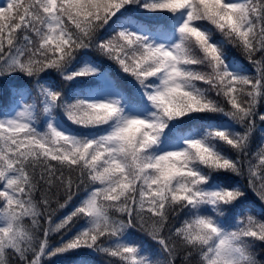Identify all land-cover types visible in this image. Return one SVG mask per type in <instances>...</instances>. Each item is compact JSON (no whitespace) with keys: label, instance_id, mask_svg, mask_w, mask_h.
Listing matches in <instances>:
<instances>
[{"label":"trees","instance_id":"16d2710c","mask_svg":"<svg viewBox=\"0 0 264 264\" xmlns=\"http://www.w3.org/2000/svg\"><path fill=\"white\" fill-rule=\"evenodd\" d=\"M28 1L37 4L34 16L20 10L12 18L5 19L4 13H0V101L12 102L8 87L16 77L29 78L26 88L33 87L34 92L41 94L46 84L38 77L48 74L55 81L60 79L63 85L55 87L58 93L53 98V109L59 110L60 114L64 111L63 117L77 103L74 102L76 95L67 93L78 86L76 79L79 78L76 77H82V84L88 77L78 74L75 67L79 64L77 54L80 49L93 53L111 67L120 68L113 54L105 51V44L113 41L114 35L135 36L122 28L123 19L130 18L129 21L149 24L153 28L175 30L186 11V7L183 9L186 3L179 7L168 0H124L120 5L80 11L93 12L98 16L79 14L67 20L60 5L63 3L66 8L67 2L57 0L66 34L61 47L47 43L44 1ZM222 2L225 4L224 0ZM255 3L264 8V0H255ZM201 4L200 1L195 3L191 12L192 22L187 26L185 36L188 37L193 29L204 30L214 40L217 58L238 56L245 62L241 65L247 69L244 72L241 66L238 72L241 77H251V80H223L229 73L221 60L218 68L209 62V69L204 70L208 73V82L200 80V77H187L189 81L183 83L187 94L194 89L206 101L203 111L188 119L187 116H175L170 121L165 118L164 109L156 106L157 125L152 128L142 124L131 125H137L141 132L166 131L158 139L166 141L168 146L171 142L168 133L174 135L182 126L186 127L188 121L204 125L224 123L220 118L221 112L229 115L234 126L230 131L222 132L214 125L217 132L211 128L203 137L210 146L220 150L218 155L224 157L212 156L215 164L197 165L208 184L218 181L230 189V195L223 200L217 195L211 202L206 196L197 194L198 183L189 186V180L177 184L172 180V193H167V182L162 180L154 183V187H162L161 191L149 190L148 179L155 175L148 173L143 179L129 158L124 164L126 172L110 167L107 159L100 170L99 164L94 166V162L81 153L88 145L83 139L89 136V118L84 120L89 125H76L74 120L80 119L75 117L72 120L68 116L66 124L83 137L80 147L75 148L70 142L59 140L61 144L49 142L47 148L70 149L73 151L70 158L49 154L45 150L46 144L41 142L44 147L34 144L30 151L27 148L16 151L14 144L0 140V214L13 217L7 226L0 229V264H228L216 254L218 234L213 223L219 219H224L232 242L239 248L240 256L235 264H264V16L256 17L253 12L257 22L255 32L243 40L241 35L233 32L226 31L227 35H224L211 29ZM40 8L42 15L36 16ZM231 10L229 7L228 12ZM239 10L246 12L245 20L254 19L248 15L249 8L243 6ZM193 47L199 50L195 45ZM199 54L207 62L210 60L209 52L199 51ZM129 55L132 61V50ZM184 63L188 70L196 72L190 62ZM227 66L231 67V64ZM122 80L121 77L118 83ZM155 80L156 77L151 75L135 85L152 92ZM133 88V85L123 88L125 102L137 105L147 102L149 98H133ZM245 94L241 109L228 103L232 96L239 99ZM45 107L46 101L36 102L33 115ZM104 116L96 115L97 119L105 122ZM35 119L39 122L37 117ZM37 122L36 128L30 126L20 131L35 138L39 135L37 133H41V125ZM107 127L102 125L94 130L101 132ZM128 130L129 127L123 131L124 136ZM147 150L151 155L150 144ZM95 156L97 153L92 151L94 160ZM4 157L6 161H2ZM226 157L227 163H224L222 159ZM139 162L146 164L147 169L150 163H161L150 160L144 153ZM9 167L20 179L12 187L15 198L5 205L2 188L6 186ZM108 170H111V175L107 177L105 173ZM122 179L132 184L121 187L119 191L117 188ZM143 180L145 184L142 185ZM2 216L6 215L1 214L0 218Z\"/></svg>","mask_w":264,"mask_h":264},{"label":"rangeland","instance_id":"374dc122","mask_svg":"<svg viewBox=\"0 0 264 264\" xmlns=\"http://www.w3.org/2000/svg\"><path fill=\"white\" fill-rule=\"evenodd\" d=\"M9 1L10 0H0V9ZM123 1L124 0H76L74 2L73 0H66V8L64 7L63 3H61L60 5L62 6V10L64 9L65 11L67 20H70L74 16H79V14L87 16H98L99 14H95L93 12L82 13L80 11L94 10L97 8L104 9L115 4L120 5ZM170 1L173 2V6L179 5V7L184 6L187 2L186 6L188 7L192 5V9L194 8L196 2H202L201 10L202 12H204V15L207 16L209 23L211 24V29L217 32L219 31L224 35H227L226 31L233 32L234 34L241 35L242 39L255 32L254 28L256 27L257 22H255L256 20L254 14L256 17L258 15L264 16L263 6H257L255 0H228V2L233 7L230 12H228L229 6L225 5L222 0H168V2ZM27 2H29L28 6L26 5ZM17 4V8H13L12 5H8L9 8L4 11H0V13H4L6 17L5 19H10L17 13V11L23 10L24 14L29 16L32 14V16H34L35 11L37 10V4L35 3V1L19 0ZM243 6L249 8V17H254L250 24L245 20V16L247 15L246 12L243 10H239ZM40 14L42 15L41 8L36 12V16H39ZM189 20V16L184 18L183 23L177 28L174 39H172L170 43L162 44V46H164L165 48H161L159 46L160 44H158L157 42L152 43V41L154 40L157 41V39H159L158 37H160V39H163V35H165V33L161 29L155 28L157 32L163 34L157 35V37L153 34L152 29H150L149 27L135 24H124V29L129 32H133L138 36L140 35V37L130 35H114L112 38L113 41H108L105 44V51L112 53L114 56V58H112L117 61L120 66V69L122 71V74L120 76L127 77L131 85H133V98L140 100L149 98L147 100V103L149 105L159 106V109L163 108L165 111L164 113L166 114L165 118L170 121H172L175 116L183 117L199 113L203 111L206 105V103H204L206 101H204L202 97L197 94H187V96H182L179 92H174L178 90V87H180V85H178V79L175 77H181L182 72L181 70H179L176 61L178 60V62H184L183 60L185 58L184 56H182V58L180 56L178 57V52L180 47V52L183 53L186 50L185 48H183V46L179 45L180 39L183 35L184 29L186 30L187 28L186 26ZM125 22L127 23L128 21ZM50 26L52 29V34L50 33L49 29H47V43L56 46L63 45V41H65L66 37L61 29L59 20L57 19L51 21ZM144 38L148 42H145ZM187 40L188 43L186 45H195L199 50L196 51L193 49V56L197 58L194 61L198 60L196 64L197 71L193 72L191 70H188L185 77H202L203 80L208 82V80L206 79L208 73L204 71L209 69V65L207 63L211 62L216 68H218V63L220 61L214 52V44L213 42L208 41V39L205 37V33L199 32L196 29H193L191 32H189ZM146 47H152L155 49ZM158 48L160 49L157 50ZM130 50H132L134 53V55L132 56V61L131 56L129 55ZM199 51L209 52L210 60L207 62L203 58V55L199 54ZM163 55H166V59L163 58ZM151 70L153 71L151 72ZM232 71L235 73L234 70ZM160 72H165V74L161 82L155 88L154 92H151L150 90H143L135 85L141 77H144L146 79L150 75V73ZM219 73L220 71L218 72V76ZM233 76L237 77V75H233L231 72H229L228 77H223V80H232ZM122 81L124 82V80ZM97 84H104L106 88L103 91H92L94 93L89 96V98H86V96H84L85 99L83 101L86 103L85 105H83L80 100H76L77 103L72 105V108L68 110L64 117V111L62 110L63 112L60 114V120L58 118L55 119L51 114L47 113V115L49 116V120L51 121L53 131L57 134H55L56 136H64L73 144H79L78 136L70 135L72 132L68 131L67 129H69V127L65 125V123L68 122V116L72 120H74L73 118L78 117L80 120H74V122H76V125L90 124L88 128L89 132L85 131L89 134V143L84 147V151L81 153L83 156L90 159L91 162H94V166L99 164L100 166L98 169L102 170L107 159V163L110 167H115L122 172H126V166L124 164L129 158L132 160V164L134 165V167L139 169L140 176L143 179L144 176H147L148 173L155 175L148 179L149 190L156 189L157 191H161L162 187L160 185L154 187V183H159V181L162 180L164 182H167V184H165L167 193H172L173 191L172 185L170 184L172 180H175L176 184L183 183L186 182V180H189V186H191L192 183L203 181V177L196 175L193 169L189 166H186L184 163H186L187 160H191L192 163L197 164H215L216 161L212 158V156L214 157L215 155L211 154L206 148L201 146V137H193L190 134L191 132L186 129L183 130V134L176 142V145H173L172 149L173 151L181 149L183 143H187L190 144L187 151L184 153L173 154L171 156H164L160 160L161 163L155 165H151L150 163L148 169L146 164H140L139 161H142L143 153L150 160L152 159L151 155L147 154L150 149L146 151V149L149 148L151 136L148 132H141L137 125L127 126L129 127V130L126 133V136H124L125 144L121 146L119 157L115 159L112 157V155H109L108 153L112 152V149L115 148L118 144V137L120 138L119 130L123 128L124 124L132 120H141L152 125L156 121V117L153 113L152 106H144V109L139 111L125 106V112L122 116L118 115L117 119L115 116H113L110 118V121H108L109 117L114 115L113 113H110L108 119L105 122L97 119L96 115L97 113L100 114V112L97 110L92 111L93 107H95L96 104H102V102L109 100L111 101V105H114L117 109H119L121 101L120 91H113L112 88L114 87L109 81H105V79L102 78ZM226 88L227 87H225L224 89ZM245 97L246 94L241 96L239 99H236L232 96L231 99L228 100V103H233V105L241 109V107H243V103L245 102ZM87 103L93 105H89ZM47 111H50V108ZM88 118L89 124H86L84 120ZM121 119L122 121L120 122ZM0 122L3 124L0 125L1 142H9L11 144H14L16 146L14 147L16 151H20L21 149L25 148L30 151L31 146H33L34 144H37L40 147H44L40 144V142H44L46 144L45 150L49 151V154L56 153L57 155H61L65 158H70V154L72 155L73 153V151H71L70 149H66L65 147L59 149L53 147L47 148V145L49 143L47 141L46 134L43 136L38 135L32 139L26 134L25 131H18L15 133L9 132L8 130H19L33 125L32 110L27 111L25 107H20L13 114H7L5 117H0ZM61 123H63L66 128ZM129 124H131V122ZM102 125H107L109 127L108 129L101 132L94 130L98 127H101ZM91 133L94 134V136ZM93 138L95 139L94 144L90 143ZM55 142L57 144H61L59 140H56ZM50 143H53V141ZM2 144L7 146L6 143ZM107 146L111 147L110 152H108ZM89 147H92V150ZM92 151L94 152V154L97 153V157L95 156L96 160H94V158L92 157ZM109 159H111V161H109ZM4 160L6 161L5 157L2 161ZM222 160H224V163H227L226 158H223ZM10 169L11 167H9V170ZM11 171L15 172L14 170ZM110 172L111 170H108L105 173V176H110ZM120 176L123 177V174H121ZM18 179H20V176L16 175L15 173H9V177L6 178V181L8 182V189H5L7 191V194H4L5 200H3V203L5 205L12 202L15 198V192L12 187L16 185ZM120 182L121 183L117 188V190L119 191L121 187L132 184L125 179H122V181L120 180ZM143 184H145V180L142 181V185ZM204 191L209 192V190L207 189ZM227 195H230V193L223 192L222 194H220L221 200L227 197ZM6 197H8V200H6ZM189 198L193 199L192 197ZM12 218L13 217L10 215L9 217L5 216L4 218L0 219V225L2 224L3 220H7L4 227L7 226L8 221ZM94 224H96V222ZM216 254L228 261L230 264H232L235 259L240 256V253L228 239L227 233L222 230H220V235L216 243Z\"/></svg>","mask_w":264,"mask_h":264}]
</instances>
